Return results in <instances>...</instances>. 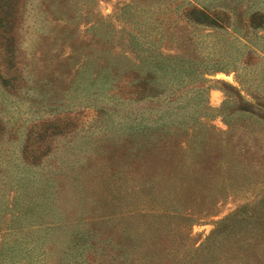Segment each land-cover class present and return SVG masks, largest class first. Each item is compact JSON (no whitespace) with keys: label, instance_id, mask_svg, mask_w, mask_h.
<instances>
[{"label":"rangeland","instance_id":"374dc122","mask_svg":"<svg viewBox=\"0 0 264 264\" xmlns=\"http://www.w3.org/2000/svg\"><path fill=\"white\" fill-rule=\"evenodd\" d=\"M202 6L214 21L188 15ZM13 11V52L0 35V264H264V0ZM142 41L196 63L162 79L159 104L134 87ZM198 90L180 135L136 156L125 126L154 125ZM35 204L48 212L31 216Z\"/></svg>","mask_w":264,"mask_h":264},{"label":"trees","instance_id":"16d2710c","mask_svg":"<svg viewBox=\"0 0 264 264\" xmlns=\"http://www.w3.org/2000/svg\"><path fill=\"white\" fill-rule=\"evenodd\" d=\"M13 8H14V0H5V2H2L0 0V17L2 14L5 13L9 15L7 19L2 20L3 25H0V28L5 29L7 32L0 30V35L3 37L4 45L6 47L5 49L10 53L13 52L14 45L16 43V38L13 34V31L15 29L13 20L16 17L12 13L14 12ZM193 14H199L200 18H204L205 20H209V21H214L212 19L213 15L209 13V9L206 8V6L204 7L202 6V9L200 8V10L194 8L188 13L189 16H192ZM148 43L142 41L140 45L141 49L145 48V46ZM142 52H144V56L142 57V59L138 60L139 61V66H138L139 75L137 80L138 84L137 86L134 87L138 88V92L144 93L146 99L149 98L152 101L156 100L155 103L159 104L160 100H158V98H160V96L163 95L162 92L164 90L160 89V85H161L160 83L162 79L165 80L173 79L175 75H179L180 73L183 72V70L185 76L190 72L196 70L194 69L196 67L195 62L184 59L178 60L179 58L177 55H172V54L152 55L149 54L148 51L145 52L143 49ZM125 60L127 59L125 58ZM129 66H130L129 62L123 63L122 66V70L125 72L126 78L131 77V75L128 73ZM108 77L109 75L107 76V79H109ZM180 82L182 83L184 82V80H181ZM168 85L169 84L166 82L165 87H167ZM169 90H172V88H169L168 91ZM200 92L201 93H198V95L192 97L186 96L185 103L172 104L171 101H168V103L171 105L172 108L170 109L166 108L165 110H162L163 111L162 114L154 121V125L153 124L147 125L141 123L127 124L124 128V133L127 136V144L129 145V148L131 147L132 149H135V151L137 152L136 156L140 154H151L154 151L155 147L157 146L156 143L162 142V139L179 136L182 131V127L186 124L182 123L183 121H179L178 117L181 111H186L185 112L186 115L189 114L187 113V110H185V107L190 105L192 103V100H195V98L202 97V91ZM158 110L161 111L159 107L156 109V111ZM185 131H187L188 133L189 129L185 128ZM35 206L40 207L41 211L32 210V214L34 212H40V213L38 215L31 214V216L41 218L42 211L48 212L47 206H45L44 204H35ZM49 224L50 223H47V225ZM16 245H17L16 248H13L14 251H18L19 253H21V251L26 250V252L30 256L34 254L36 249L43 248V247L37 248L35 245H32L31 248H28L29 243L24 241H18ZM7 250H9L8 247H4L2 250V255H4V257L7 256L6 253ZM122 252L123 251L120 250L121 254ZM45 253H46L45 250H43L42 254L44 255Z\"/></svg>","mask_w":264,"mask_h":264}]
</instances>
